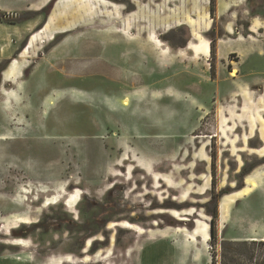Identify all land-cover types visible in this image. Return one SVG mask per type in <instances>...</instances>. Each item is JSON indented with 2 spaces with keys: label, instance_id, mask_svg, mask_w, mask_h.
Segmentation results:
<instances>
[{
  "label": "rangeland",
  "instance_id": "rangeland-1",
  "mask_svg": "<svg viewBox=\"0 0 264 264\" xmlns=\"http://www.w3.org/2000/svg\"><path fill=\"white\" fill-rule=\"evenodd\" d=\"M105 1L72 4L59 25L69 30L41 33L23 55L27 34L13 56L20 76L0 88V135H10L0 137V264H212L225 241L239 242L249 264L264 262V244H253L264 184L233 193L242 167L263 158L237 114L251 93L228 80L216 41L207 56L189 47L194 32L217 40L220 19L204 32L205 7L179 18L161 0ZM240 1L244 22L264 18V0ZM148 2L157 11L132 24L135 4ZM223 189L240 199L205 243L193 231L210 227L212 195Z\"/></svg>",
  "mask_w": 264,
  "mask_h": 264
},
{
  "label": "crops",
  "instance_id": "crops-1",
  "mask_svg": "<svg viewBox=\"0 0 264 264\" xmlns=\"http://www.w3.org/2000/svg\"><path fill=\"white\" fill-rule=\"evenodd\" d=\"M189 1L191 2V5L188 4V0H161L160 4H162V7H170L172 11H177L178 13L175 16L179 17L180 15L179 18L187 15L196 17L197 9L200 7H205L207 10L206 18L204 19L205 22L201 24V28L204 32L210 31L214 25L212 23L213 18L210 11L211 0ZM49 3L50 2H48V0H0V13L9 14L12 12L17 14H36V16L27 19L22 23H11L2 21L0 19V64L5 60L11 59L8 67L2 71L0 83L1 89L4 83L13 82L18 76H20L22 70L21 62L18 69L14 71V73L10 74L9 77L5 76V71L12 63L15 51L19 48V45L25 36L29 33L32 35L33 32H37L45 27L44 24L48 20V17L43 26L39 29H36L42 18V10L47 5H49ZM241 3L242 2L240 0H216L215 17L220 19L219 23L221 29V35H219L216 40L217 60L223 65V67H227L226 75L229 81H235L237 83L241 82L239 87L241 90L239 93L240 95H244L243 93H246L247 91L251 93L250 96L249 94H245V101L241 106L240 112L237 114L242 115L244 113L246 115L245 120L249 128L248 134H246V141L253 139L255 135H258L262 141V144L250 147L252 149V153H254L256 157H264V138L261 134V127L259 125V118L264 119V18H262L260 15H253L247 18V22H244L243 19H245L246 16L241 18V14L244 10V6ZM171 4H174V6H171ZM135 5H137L136 9H139V12L136 16L130 19L132 21L129 20L132 22V24L134 22L136 24H140L139 22H141V18L144 15L146 17L147 13H151V11L154 10L157 11V9L151 7V2H148L144 5L140 4V8H138L137 3ZM149 6L152 9L150 11L148 9ZM130 12L131 11L126 13L125 18H129ZM171 15L174 14L171 13ZM180 21L182 20L180 19ZM30 38L31 37H29L26 45L29 43ZM205 40L211 46V40L207 37H205ZM26 45L23 50L27 47ZM20 54H22V52ZM209 55H211V53ZM233 56L234 58L236 57V60L233 58ZM199 57H202V55ZM223 73L225 72L223 71ZM13 91L10 93L11 97L13 95ZM9 136L10 135H0V137L4 138ZM145 167V171L148 172L147 168L151 169L153 166ZM207 176L210 178L211 185L212 178L209 174H207ZM249 178H251L253 182H249ZM259 184H264V164L255 167L249 174H247L245 176L244 187L240 190H235L233 193H239L245 188H249L251 191L253 189L255 190L257 187H259ZM70 196L77 197L78 194L75 191L74 193H71ZM248 197L249 196L246 198ZM239 199L240 197L238 196L236 198V202L239 201ZM78 201L73 208H76ZM66 203L67 202H65V204ZM245 203L247 202L244 200L243 205H246ZM69 209L72 208L69 207ZM256 219H258L260 224L264 225L263 205L258 206V214ZM254 237H257L258 240L264 239V230Z\"/></svg>",
  "mask_w": 264,
  "mask_h": 264
},
{
  "label": "bare ground",
  "instance_id": "bare-ground-1",
  "mask_svg": "<svg viewBox=\"0 0 264 264\" xmlns=\"http://www.w3.org/2000/svg\"><path fill=\"white\" fill-rule=\"evenodd\" d=\"M50 1L51 0H48V2H50ZM88 1H91V0H57L56 4H54V8H53L52 12L50 13V15L48 17V22L46 23L45 28L44 29L42 28V30L41 31L39 30V32L33 33V36L31 37V40L29 41L30 42L29 45L26 47V49H24L25 51L23 50L24 52L22 51L24 53L23 55H26L31 50V48H33L35 46V44L39 42V37H40L41 33L45 32V31L48 32L49 29L55 28V27L60 25V19L65 14V12L67 11V8H69V6H71L72 4L74 5V4H78V3H86ZM61 30L62 31H68L69 29H66L64 27H60V29L57 32H60ZM194 37L196 39H198V42L190 44L189 47L192 50H194L195 55H197V56L209 55L211 53L210 44L205 39L200 38L196 32H194ZM19 66H20V61L18 59H13L9 68L5 71V76L9 77L10 74L14 73V71H16ZM125 104H127V103H125ZM259 125L261 127V130H260L261 134L264 138V119L259 118ZM249 182H253L251 180V178H249ZM249 191H250L249 188H245L239 194L240 195L245 194V193L247 194ZM236 197H237V195H235V194L234 195L233 194H227L223 197V199L220 203V217L222 218V220H224L226 218V214L229 210V207H231L230 205L235 201ZM76 199H77V197H76ZM77 201L70 198L67 201V204L70 207H74V205L76 204ZM52 202H54V201H50L49 203H52ZM24 221H27V220L24 219ZM126 226H130V224H126ZM210 227L209 226L206 227L204 225L203 226L198 225L195 228V230L193 231V234L199 236L202 239V241L206 243V242H208V240L211 237V235L209 233Z\"/></svg>",
  "mask_w": 264,
  "mask_h": 264
},
{
  "label": "trees",
  "instance_id": "trees-1",
  "mask_svg": "<svg viewBox=\"0 0 264 264\" xmlns=\"http://www.w3.org/2000/svg\"><path fill=\"white\" fill-rule=\"evenodd\" d=\"M56 0H51L49 5H47L43 10L42 13H48L49 11H51L53 8L52 4L55 2ZM215 3L216 0H211V15L214 16L215 15ZM54 6V5H53ZM50 13V12H49ZM49 15V14H48ZM0 19L2 21H6V22H11V23H17V21L14 20H9L6 19L5 16L3 14H0ZM215 39L212 40L211 43V53H212V47L215 45ZM213 44V45H212ZM264 164V157L263 158H256L255 162L250 166L247 167V165H244L242 167V170L239 174V177L242 179L244 178L247 174H249L255 167ZM213 178H212V186L213 188H215L216 186V173L215 170L213 169ZM244 187V183L241 182L238 184L236 190H240ZM231 192H229L227 189H223L221 192L217 193V194H213L212 195V199H211V203H213V208L208 210V214L211 216V231H212V237L215 238L216 237V227L218 225V220H219V210H218V205H217V200L220 196H224L225 194H229ZM240 243L237 241H225L222 247V254H221V259L220 261L217 258V255H213V260H212V264H242V261L244 262L243 264H249L247 261L243 260L242 258V253L239 252L237 249L234 248V246L239 245ZM253 244H264V240L262 241H253ZM252 264H264V262H252Z\"/></svg>",
  "mask_w": 264,
  "mask_h": 264
},
{
  "label": "water",
  "instance_id": "water-1",
  "mask_svg": "<svg viewBox=\"0 0 264 264\" xmlns=\"http://www.w3.org/2000/svg\"><path fill=\"white\" fill-rule=\"evenodd\" d=\"M48 21V20H47ZM47 21H46V23H47ZM45 23V24H46ZM45 24H44V26H45ZM29 45V43L26 45V46H28ZM210 226H211V223H210ZM210 235L212 236V231L210 230Z\"/></svg>",
  "mask_w": 264,
  "mask_h": 264
},
{
  "label": "flooded vegetation",
  "instance_id": "flooded-vegetation-1",
  "mask_svg": "<svg viewBox=\"0 0 264 264\" xmlns=\"http://www.w3.org/2000/svg\"><path fill=\"white\" fill-rule=\"evenodd\" d=\"M6 68H7V67H6ZM2 71H4V70H2ZM2 71H1V72H2Z\"/></svg>",
  "mask_w": 264,
  "mask_h": 264
}]
</instances>
